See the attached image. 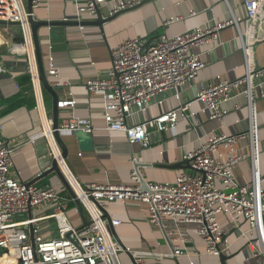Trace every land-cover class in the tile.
<instances>
[{
  "label": "built area",
  "instance_id": "obj_1",
  "mask_svg": "<svg viewBox=\"0 0 264 264\" xmlns=\"http://www.w3.org/2000/svg\"><path fill=\"white\" fill-rule=\"evenodd\" d=\"M48 1L32 0L34 12L31 14L27 10V0H0V20L20 23L22 50L27 54L28 73L37 89L42 87V83L29 17L33 15L35 18V9ZM72 1L78 20L84 16H97L98 9L103 7L107 8L104 17H108L140 3L139 0ZM263 4L264 0H244L246 16L252 25L262 15ZM190 14L197 13L191 11ZM175 20L167 19L165 24ZM241 21L242 17L232 15L224 21L212 19L173 36L163 33L154 38L124 39L112 50V66L107 73L86 83L90 95L103 99L105 129L123 131L130 143L138 142L148 148L149 129L163 131L175 127L180 115L190 121L186 112L190 102H180L154 117L147 113L150 106L162 105L170 97L179 99L186 83L206 66V61L194 52V47L212 41L219 45V32L228 26L239 27ZM240 37L245 54L244 75L237 79L218 75L200 87L194 100L205 103L211 111V119L222 120L227 113L223 104L238 92L245 93L248 97L249 128L234 134H210L207 141L183 155L182 160L189 161L190 167L182 170L174 181L146 180L144 167L136 165L139 162L135 161L128 183L93 182L84 186L63 157L54 135L52 118L47 119L44 138L50 147L51 160L58 162L82 202L90 222L85 227H80L82 223H73L68 210L74 200L64 196L53 183L28 185L13 174V156L19 146L4 137L0 123V250L6 255L2 264H124L122 255L126 250L115 238L105 213L110 203L131 200L145 204L150 223L162 226L172 234L176 231L167 227L168 220L175 225L194 223V232L205 241L206 252L212 255L225 253L230 247L228 233L219 216H226L234 228L239 226L238 218L242 217L249 223V229L243 235L255 233L248 239L253 255L264 256V175L260 169V124L256 122L253 110L254 98L264 97V67L255 69L252 41L246 43L241 34ZM49 64L47 73L56 78L50 83L59 85V68L53 56L49 57ZM0 72H7L1 63ZM75 106L73 98L58 102L59 108L73 109ZM95 129L90 118L74 114L59 122L58 126L60 132L91 133ZM246 138L249 139V150L236 149L235 145ZM222 148L225 152L221 151ZM246 158L252 162V178L241 184L236 180L235 169ZM63 164L70 175L64 171ZM144 182L147 189L142 188ZM42 207H50V214L37 217L34 211ZM45 219L54 221L55 235H44L41 222ZM120 224L122 219H111L112 227ZM179 237L182 240L187 238L184 233H179ZM172 240L176 238L172 237ZM131 252L138 264H147L143 253ZM195 255L197 253L191 254L180 245H174L171 253L178 261L183 257L187 259L186 263L180 261L179 264H195Z\"/></svg>",
  "mask_w": 264,
  "mask_h": 264
},
{
  "label": "crops",
  "instance_id": "obj_2",
  "mask_svg": "<svg viewBox=\"0 0 264 264\" xmlns=\"http://www.w3.org/2000/svg\"><path fill=\"white\" fill-rule=\"evenodd\" d=\"M135 8L124 11L103 26L56 25L39 28L40 48L44 68L49 82L56 78L47 73L49 57L53 56L59 68V85L54 86L59 101L75 99L76 106L60 108L59 122L72 114L90 118L96 129L91 133L83 131L61 132L67 147L66 161L79 180L88 186L93 182L128 183L135 161L144 165L143 173L148 181H174L186 169L179 166L183 155L198 148L207 141L210 134H234L249 128L248 97L237 93L223 104L227 111L222 120L211 119V111L202 101H195L201 86L207 85L218 75L227 79H237L244 75L245 54L242 48L252 41L251 48L255 69L264 67V4L258 22L252 25L246 16L244 0H139ZM145 1V2H143ZM142 2V4H141ZM75 3L72 0H49L47 4L35 9V18L50 21H78ZM103 15L107 8L101 9ZM191 11L197 14L191 15ZM232 15L242 17L239 27L228 26L219 32L220 44L212 41L193 48L194 52L206 61V66L196 77L186 83L179 99L168 98L162 105L150 106L147 115L154 117L161 111L172 109L180 102L189 103L186 111L190 121L179 116L175 127L163 131L149 129L150 146L130 143L123 131L105 129L104 102L99 96L88 93L86 83L96 76H103L112 66V50L124 39L135 37L154 38L163 33L177 35L196 25L216 19L224 21ZM174 22L165 24L167 19ZM91 21L97 16H84ZM18 25L0 23V63L7 72H0V123L3 135L11 143L18 145L14 153L13 174L29 182L51 165L50 147L44 138V125L53 115V97L43 86L35 88L27 69V54L22 50ZM256 122L260 124V169L264 175V97L256 96L253 101ZM53 119V118H52ZM32 140V141H31ZM236 149L249 150V139H242ZM221 151L225 152L222 148ZM236 180L248 183L252 178V162L243 159L235 169ZM38 185L53 183L64 196L69 193L55 175L36 182ZM264 187V182L262 183ZM50 207L34 211L37 217L50 214ZM69 216L74 224L81 225V215L74 205L69 207ZM111 218L122 219L115 228L116 233L127 249L143 253L147 264L186 263L185 257L179 261L171 256L174 245H180L194 256L195 264H224L220 255L206 252V243L194 231V223L167 221V227L176 231H164L161 226L151 224L147 206L138 201H114L108 205ZM221 225L228 233L230 247L225 251V264H264L263 255H253L248 239L254 232L249 223L238 218L239 226L234 228L229 219L219 216ZM45 236L55 235L52 219L41 222ZM184 233L185 240L179 237ZM176 238V240H172ZM165 255V256H164ZM167 255V256H166ZM124 264H133L127 252L122 255Z\"/></svg>",
  "mask_w": 264,
  "mask_h": 264
},
{
  "label": "water",
  "instance_id": "obj_3",
  "mask_svg": "<svg viewBox=\"0 0 264 264\" xmlns=\"http://www.w3.org/2000/svg\"><path fill=\"white\" fill-rule=\"evenodd\" d=\"M145 2V1H143ZM140 4V3H139ZM139 4L126 9L124 11L130 10L132 8H135L136 6H138ZM142 4V2H141ZM27 10L29 13H33V7H32V0H27ZM124 11L117 13L113 16H108V17H104L101 9H98L97 11V19L95 20H91V21H87V20H78V21H50V20H41V19H37L34 18L33 15H30L29 17V21L31 24V30H32V35H33V41H34V48H35V53H36V57H37V61H38V67H39V73H40V80L42 83L43 88L48 91L52 97H53V115H52V120H53V129H54V135L55 138L57 140L58 145L60 146L61 150H62V154L63 157L66 158L67 157V147L63 141V139L61 138V132L58 130V126H59V110L60 108L58 107V95L57 92L54 88V86H52L48 80L47 74H46V70L44 68V62L42 59V53H41V48H40V39H39V28L40 27H44V26H56V25H89V24H96L99 26H103V24L105 22H108L110 20H112L114 17H116L117 15L123 13ZM1 24H13V25H20L19 22H7L4 20H0ZM20 38H22V34L20 32ZM264 42V41H263ZM136 165H141L144 167V165L142 163H136ZM179 166L185 167V168H189L190 164L189 161L185 160H181L180 162H178ZM55 175L57 176L60 181L62 182L64 188L67 190V192L69 193V195L73 198L76 207L81 215V219H82V225L80 227H85L87 225H89V221L88 218L86 216L84 207L82 205V202L80 201V199L77 197V195L75 194V192L73 191V189L71 188L70 184L68 183L66 177L64 176L62 170L60 169V167L58 166V162L56 160H52L51 161V166L46 169L45 171L41 172L35 179H33L32 181L27 182L28 185L37 182L38 180H41L43 178H48L50 175ZM143 189H147L146 187V183H143L142 186ZM105 217L108 219V221L110 222V227L111 230L113 231V234L115 236V238L118 240V242L122 245V247L126 250L127 254L129 255L131 261L133 264H138L132 254V252L130 250H128L125 245H123V243L121 242V240L119 239L116 230L114 227L111 226V216L109 215L108 212L105 213ZM162 227V226H161ZM162 229L165 231V229L162 227ZM31 233L33 235V229L31 228ZM220 258L222 260V263L225 264V260H226V255L224 253L220 254Z\"/></svg>",
  "mask_w": 264,
  "mask_h": 264
},
{
  "label": "rangeland",
  "instance_id": "obj_4",
  "mask_svg": "<svg viewBox=\"0 0 264 264\" xmlns=\"http://www.w3.org/2000/svg\"><path fill=\"white\" fill-rule=\"evenodd\" d=\"M6 261V257L3 254V251L0 250V264L4 263Z\"/></svg>",
  "mask_w": 264,
  "mask_h": 264
},
{
  "label": "bare ground",
  "instance_id": "obj_5",
  "mask_svg": "<svg viewBox=\"0 0 264 264\" xmlns=\"http://www.w3.org/2000/svg\"><path fill=\"white\" fill-rule=\"evenodd\" d=\"M63 169H64V171L67 173V174H69V171H68V168L66 167V166H64V164H63ZM70 175V174H69ZM71 177V176H70ZM5 257H6V255H4ZM13 260H15V259H12V261Z\"/></svg>",
  "mask_w": 264,
  "mask_h": 264
},
{
  "label": "trees",
  "instance_id": "obj_6",
  "mask_svg": "<svg viewBox=\"0 0 264 264\" xmlns=\"http://www.w3.org/2000/svg\"><path fill=\"white\" fill-rule=\"evenodd\" d=\"M69 197V196H68ZM71 197V196H70ZM72 205H74V201L70 202V207H72Z\"/></svg>",
  "mask_w": 264,
  "mask_h": 264
}]
</instances>
